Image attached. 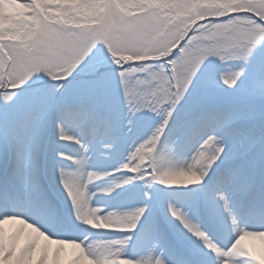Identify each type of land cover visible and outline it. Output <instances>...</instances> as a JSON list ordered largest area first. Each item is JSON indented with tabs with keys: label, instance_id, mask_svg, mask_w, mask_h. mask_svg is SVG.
Here are the masks:
<instances>
[{
	"label": "snow or ice",
	"instance_id": "6c2138e0",
	"mask_svg": "<svg viewBox=\"0 0 264 264\" xmlns=\"http://www.w3.org/2000/svg\"><path fill=\"white\" fill-rule=\"evenodd\" d=\"M0 264H264V0H0Z\"/></svg>",
	"mask_w": 264,
	"mask_h": 264
}]
</instances>
